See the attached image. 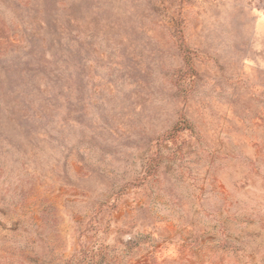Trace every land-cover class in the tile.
I'll use <instances>...</instances> for the list:
<instances>
[{
	"label": "rangeland",
	"instance_id": "1",
	"mask_svg": "<svg viewBox=\"0 0 264 264\" xmlns=\"http://www.w3.org/2000/svg\"><path fill=\"white\" fill-rule=\"evenodd\" d=\"M0 264H264V0H0Z\"/></svg>",
	"mask_w": 264,
	"mask_h": 264
}]
</instances>
